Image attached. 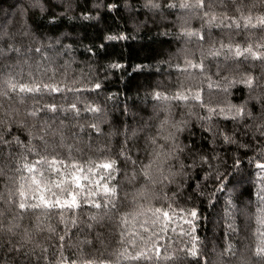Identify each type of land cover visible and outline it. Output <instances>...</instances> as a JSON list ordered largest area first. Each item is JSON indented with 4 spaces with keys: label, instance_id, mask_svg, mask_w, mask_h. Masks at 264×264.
<instances>
[{
    "label": "snow or ice",
    "instance_id": "1",
    "mask_svg": "<svg viewBox=\"0 0 264 264\" xmlns=\"http://www.w3.org/2000/svg\"><path fill=\"white\" fill-rule=\"evenodd\" d=\"M74 3L79 7L78 0L59 3L57 0H16L13 18L0 26V178L4 181L0 190V264H210L195 234L190 247L177 251L158 243L163 238L160 233L167 231L171 216L154 203L161 195L167 198L164 189L169 185H175L173 195H176L194 176L198 182L193 191L204 196L200 191L201 172L205 183L214 174L216 191L227 189L229 193H236L237 200L246 190L247 205L255 207L254 213H249L247 207L240 208L231 197L227 198L223 207L225 236L240 232L232 215L234 210L254 217L258 234L253 248L237 249L231 240L226 241L211 264H264V0H143L139 7L146 10L145 15L154 25L157 16L166 21L165 31L159 35H171L169 27H175L178 39L198 43L200 56L197 59L188 55L186 48H180L177 52L183 53L182 63L180 60L174 63L171 57L159 61L175 69L179 81L176 89L166 90L157 84L149 95L159 107L154 106L135 126L124 124L122 129L117 127L108 133L109 137H123L118 153L112 154L109 141L95 149L106 155L100 159L89 156L87 160L73 157V145L65 143L66 120H59L58 127L53 125L56 114L62 113L76 121L73 128L83 132L85 124L79 123L82 111L95 114L101 109L87 103L81 109L79 94L100 89L101 84L70 87L56 81L49 50L63 56L78 44L92 52L93 47L84 45L79 35L61 30L62 22L77 18L98 20L99 16H93L92 10L105 7L111 12L119 5L116 2L93 4L91 9L82 8L81 15L76 17L70 14ZM124 7L134 10L128 3ZM254 10L259 11L254 14ZM36 15L46 22L45 31L50 29L59 34L41 38L40 29H34L29 23ZM16 16L19 28L12 31ZM193 21H199V27H194ZM143 23L147 25V21ZM214 30L220 33L219 38ZM254 30H259L260 35L256 36ZM241 33L244 39L236 40L235 36ZM17 36L31 37L34 45L23 46L17 42ZM127 39L123 32L102 37L103 41ZM98 47L106 49L104 43ZM107 67L117 70L123 65L113 61ZM134 67L140 70L150 66ZM48 71L52 76L46 80ZM185 74L202 76L208 88L216 87L229 95L242 86L243 98L238 103L229 100L225 106L210 107L204 103L202 88L185 87L179 80ZM168 75L171 78L172 74ZM213 76L219 80L213 81ZM53 93L76 95L72 102H67L64 95V103H44L40 107L35 97ZM29 98L32 106L22 111L20 106L26 105ZM194 102L209 114L202 116L193 112ZM173 104L188 111L177 118ZM217 108L225 120L233 122L232 130L214 126L212 118ZM42 112L50 113L52 119L42 118ZM124 113H128L127 106ZM197 125L206 133L202 138L212 145L210 152L194 140L193 129ZM87 127L97 136L104 134L98 123ZM76 135L72 133L73 137ZM92 139L90 135L89 148ZM218 141L234 149L231 172H221L219 165L212 163L219 159ZM57 146L67 150V157L55 151ZM76 151L83 149L77 147ZM250 151L252 155L248 154ZM245 163L251 168L246 169ZM207 199L212 207L219 202L216 192H209ZM85 207L88 212L81 219L80 212ZM53 214L58 217L57 225L50 222ZM188 216L191 219L187 223L194 233L198 209H189ZM25 219L29 220L28 225L24 224ZM38 236H43L44 242H38ZM116 236L118 247L108 251Z\"/></svg>",
    "mask_w": 264,
    "mask_h": 264
},
{
    "label": "trees",
    "instance_id": "2",
    "mask_svg": "<svg viewBox=\"0 0 264 264\" xmlns=\"http://www.w3.org/2000/svg\"><path fill=\"white\" fill-rule=\"evenodd\" d=\"M60 0H57L59 3ZM79 7L74 3L71 15L79 17L81 15L82 8L91 9L93 4L103 5L105 3L116 2L119 5L118 9H114L109 12L105 7L92 10L93 16H99L98 20H67L62 22L61 30L72 32L79 35L83 39L84 45H90L93 47V51L89 52L84 47L78 44L73 45V51L70 54L63 56H56L55 52L49 50V55L53 57L52 67L56 69L54 79L61 81L70 87H85L89 88L95 82L101 84L100 89L83 91L80 95V103L78 106L83 109L85 103L89 105H97L101 111L99 113H84L79 118V123L85 124L83 132L79 128H73L72 125L76 123L75 120L67 118L62 113L56 114V121L54 127L59 126V120H66V127L64 128L66 135V144H72V155L80 160H87L89 156L93 159H100L105 152H98L95 149L102 144L111 143L113 148V155L119 151V142L123 141V137H109L108 133L120 127L123 128L124 124L135 126V123L141 119L146 118V113L153 111L155 102L149 93L160 84L163 89L174 91L179 83L178 74L175 69L169 68L167 63H159L161 60H169L171 57L175 63L180 60L182 63L183 53H178L177 49L186 48L188 55H194L195 58L200 56V46L196 41L185 42L183 39L177 38V30L175 27H169L171 35H159L160 32L165 31L166 21H163L156 17V23L153 24L151 19H148L145 15L146 10L139 7V4L143 3V0H78ZM128 3L133 5L134 10L129 11L124 7V4ZM16 0H0V26L5 24L8 19L13 18L15 12ZM62 11V9H57ZM177 11H179L177 9ZM255 11L259 10H254ZM7 14V15H5ZM151 15V14H148ZM172 19V17H169ZM16 23L12 27V31L19 28V17H15ZM147 21L145 26L143 22ZM29 23L33 25L34 29L39 28L38 35L43 38L45 35L59 34L53 32V30L46 29V22L39 16H33ZM194 27H199V21H193ZM256 31V36L260 35L259 30ZM125 33L129 39L120 41H103V35L107 33ZM217 38L220 33L214 30ZM235 35V34H232ZM227 40V35H225ZM236 40H243L244 34L235 36ZM17 42L23 46H27L29 43L34 42L31 37L17 36ZM65 43H71V41H64ZM101 43H104L106 49L98 47ZM207 44L205 45V48ZM38 57H33L37 59ZM65 61L68 64L65 65ZM118 61L123 65L122 69L112 70L107 67L111 62ZM143 64L149 65L140 70L135 69V65ZM160 69L161 71H158ZM214 71V69H213ZM171 73V78H169ZM52 76V72L48 71L44 77L46 80ZM66 77V78H65ZM179 80H182L185 87H198L202 88V97L204 103L210 107L225 106L229 100L233 103H238L243 98L242 86H238L233 90V94L229 95L221 91L220 89L213 87L208 88L207 80L199 75L195 77H188L186 74L179 76ZM219 80V77L213 76V81ZM73 81H76L73 84ZM64 95L67 96V102H72L75 99L74 93L64 94H45L43 96L37 95L36 100L40 102L39 106L42 107L44 103H64ZM32 106V98H29L26 105H22L21 110L25 107ZM127 106L128 113L125 115L124 108ZM145 110V111H142ZM188 108L181 105L173 104V112L177 118L181 113H186ZM192 111L199 115H208L206 110L201 109L195 102L192 105ZM42 118L52 119L50 113L42 112ZM31 121L32 118H28ZM195 121V116L192 117ZM213 124L220 129L232 130L235 125L230 120H225L223 116L219 114V108H217V114L213 115ZM90 123H98L103 129V135L97 136V134L90 130L87 125ZM193 131L195 132L194 140L198 146H202L204 149L210 152L212 145L206 143L202 138L206 135L199 125H197ZM75 132L76 137L72 136ZM92 136L91 148L88 147V137ZM208 139H211L209 136ZM39 143V142H36ZM58 144V141H57ZM83 149L82 152H77L76 148ZM56 152L62 156L67 157V150L65 148L56 147ZM234 149L228 145H224L219 141L216 144V152L219 154V159L214 160L213 165H219L221 172H231L232 153ZM252 155L250 151L248 153ZM135 156V153H134ZM32 158V157H30ZM123 169V164H121ZM207 170V165L204 166ZM245 168H251L250 165L245 163ZM254 171V169H253ZM11 175V173H10ZM203 172L199 173L201 184L200 191L205 193L204 196H198L193 191L197 179L194 178L191 181L186 182L185 188L178 194L173 195L175 192V185H169L164 191L167 192V198L161 195V199L155 201L156 206H162L165 210L169 211L171 216V222L167 228L166 233H160L163 237L158 243L163 246H168L170 251H177L183 247L191 246V237L193 234L199 237L200 247L204 251V254L208 257L209 262L215 259V254L219 252L225 245L226 241L231 240L236 244L237 249L247 246V248H253L258 241V234L255 232L257 225L254 217H246L241 215L238 211H233L232 215L236 218L235 223L239 226V234L229 232L227 237L225 236L226 221L224 218V202L227 198L231 197L234 202L240 208L247 207L249 213H254L255 207L253 205H247V191L239 200L236 199V193H229L226 189L223 192L216 191L214 174L209 177L207 182L203 181ZM191 184V187L187 185ZM4 181L0 178V190H3ZM14 187V186H13ZM124 189L127 185L123 186ZM232 185H229L231 188ZM247 186H245V189ZM159 191V187H158ZM209 192H216L218 197V203L215 207H212L208 203L207 195ZM255 200V197H252ZM171 204V208L168 205ZM192 207L198 209V219L194 221L195 232L193 233L192 226L187 223L188 211ZM88 212V208L85 207L81 210L80 216L83 219ZM53 225L58 224V217L53 214L51 221ZM47 223V222H46ZM25 225L29 224V220L25 219ZM83 226V225H81ZM142 231V230H141ZM46 235V233H45ZM115 236V233H113ZM118 236L111 240L108 251L118 247ZM38 242H44L43 236L37 237ZM70 251H75L72 249ZM187 264V262H185Z\"/></svg>",
    "mask_w": 264,
    "mask_h": 264
}]
</instances>
